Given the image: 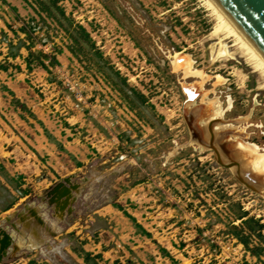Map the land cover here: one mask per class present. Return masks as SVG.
Instances as JSON below:
<instances>
[{"label":"rangeland","instance_id":"rangeland-1","mask_svg":"<svg viewBox=\"0 0 264 264\" xmlns=\"http://www.w3.org/2000/svg\"><path fill=\"white\" fill-rule=\"evenodd\" d=\"M210 15L202 0H0V264H264V196L184 119L201 79L177 53L264 153V90L242 59L210 60Z\"/></svg>","mask_w":264,"mask_h":264},{"label":"bare ground","instance_id":"bare-ground-1","mask_svg":"<svg viewBox=\"0 0 264 264\" xmlns=\"http://www.w3.org/2000/svg\"><path fill=\"white\" fill-rule=\"evenodd\" d=\"M202 2L208 7L213 19L212 29L205 36L208 40H213L210 44V60L215 63L228 59L235 60L237 57L242 59L248 68L256 73V88L264 90V58L213 0H202ZM189 57V55L177 53L174 61L175 68L187 67L185 76L198 75L201 79L189 87L184 86L188 103L187 112L185 114L184 109L182 116L184 114L186 116L184 119L190 132L189 142L196 140L201 149H211L218 164L230 168L239 181L264 196V153L258 152L255 144L243 140L242 129L235 130V127L230 128L224 123L223 110L215 104L213 99L204 100L207 90L204 91L202 87L207 80L206 75L193 70L191 66L193 60ZM235 72L241 79L243 78L239 69ZM224 80L222 76L216 75L213 86L216 88L222 86ZM197 95H200L199 105H196L194 100ZM250 111L247 117L237 120L245 121L251 115ZM246 138H248L247 135ZM4 241V238H0V251L3 249Z\"/></svg>","mask_w":264,"mask_h":264},{"label":"water","instance_id":"water-1","mask_svg":"<svg viewBox=\"0 0 264 264\" xmlns=\"http://www.w3.org/2000/svg\"><path fill=\"white\" fill-rule=\"evenodd\" d=\"M264 58V0H213Z\"/></svg>","mask_w":264,"mask_h":264},{"label":"trees","instance_id":"trees-1","mask_svg":"<svg viewBox=\"0 0 264 264\" xmlns=\"http://www.w3.org/2000/svg\"><path fill=\"white\" fill-rule=\"evenodd\" d=\"M51 2H53L54 3V0H51ZM78 27L82 30V32L84 33V35L86 36V37H88L87 36V33L84 31V29H83V26L82 25H80V24H78ZM54 59V58H53ZM128 216H130V215H128ZM131 217V219H133V217L132 216H130ZM246 219H244V221H245ZM248 220V219H247ZM249 220H251V218H249ZM248 230H250L249 228H248ZM171 260H173L172 258H170ZM174 261V260H173Z\"/></svg>","mask_w":264,"mask_h":264}]
</instances>
